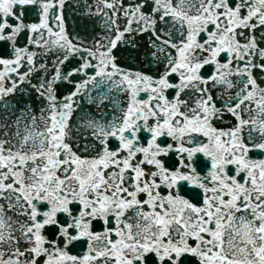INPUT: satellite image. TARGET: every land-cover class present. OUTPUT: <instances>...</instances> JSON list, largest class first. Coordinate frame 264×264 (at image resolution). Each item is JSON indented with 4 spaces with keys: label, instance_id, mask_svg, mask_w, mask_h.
I'll use <instances>...</instances> for the list:
<instances>
[{
    "label": "snow or ice",
    "instance_id": "obj_1",
    "mask_svg": "<svg viewBox=\"0 0 264 264\" xmlns=\"http://www.w3.org/2000/svg\"><path fill=\"white\" fill-rule=\"evenodd\" d=\"M0 264H264V0H0Z\"/></svg>",
    "mask_w": 264,
    "mask_h": 264
}]
</instances>
